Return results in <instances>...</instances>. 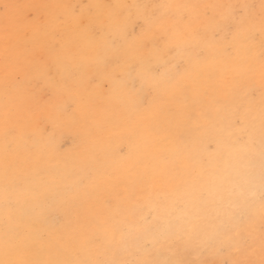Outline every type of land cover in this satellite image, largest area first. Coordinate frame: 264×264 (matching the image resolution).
Instances as JSON below:
<instances>
[{
	"label": "snow or ice",
	"instance_id": "6c2138e0",
	"mask_svg": "<svg viewBox=\"0 0 264 264\" xmlns=\"http://www.w3.org/2000/svg\"><path fill=\"white\" fill-rule=\"evenodd\" d=\"M0 15V264H264V0Z\"/></svg>",
	"mask_w": 264,
	"mask_h": 264
},
{
	"label": "rangeland",
	"instance_id": "374dc122",
	"mask_svg": "<svg viewBox=\"0 0 264 264\" xmlns=\"http://www.w3.org/2000/svg\"><path fill=\"white\" fill-rule=\"evenodd\" d=\"M11 3L16 5H38V4H59V3H66V2H82L87 3L88 0H0V4L2 3ZM107 2L111 3L114 2V0H107ZM54 11V10H49ZM38 13L34 10H27V9H13L12 15L18 20L19 27L21 26L22 30L27 31H36L38 26L35 24H26L25 23V17H27L29 20H31L33 17H35ZM2 29H3V21H2V15H0V39H2ZM0 52H2V44H0ZM0 76H2V61H0ZM257 95H259V92H257ZM204 213L208 214L209 216L213 214L212 207L209 206L208 208L203 210ZM257 246L259 245V241L256 242ZM206 254V255H205ZM189 260H194L193 256L189 254L187 256ZM205 258V259H202ZM214 257H211L207 251L202 252L201 255L198 258V262L194 261V264H210L212 263ZM207 259V260H206ZM206 260V261H204ZM208 261V262H207ZM210 261V262H209Z\"/></svg>",
	"mask_w": 264,
	"mask_h": 264
},
{
	"label": "clouds",
	"instance_id": "9594fccd",
	"mask_svg": "<svg viewBox=\"0 0 264 264\" xmlns=\"http://www.w3.org/2000/svg\"><path fill=\"white\" fill-rule=\"evenodd\" d=\"M254 167H255V174L257 176V179H259L260 171H261V162L258 159L254 162Z\"/></svg>",
	"mask_w": 264,
	"mask_h": 264
},
{
	"label": "bare ground",
	"instance_id": "6f19581e",
	"mask_svg": "<svg viewBox=\"0 0 264 264\" xmlns=\"http://www.w3.org/2000/svg\"><path fill=\"white\" fill-rule=\"evenodd\" d=\"M20 28H21V26H20ZM1 34H2V32H1ZM207 214V213H206ZM208 215V214H207ZM206 255V254H205ZM212 257V256H211ZM202 259H205V258H202ZM214 259V258H213ZM207 260V259H206ZM206 260H204V261H206ZM208 262V261H207ZM210 262V261H209ZM206 264V263H205ZM210 264H212V263H210Z\"/></svg>",
	"mask_w": 264,
	"mask_h": 264
}]
</instances>
